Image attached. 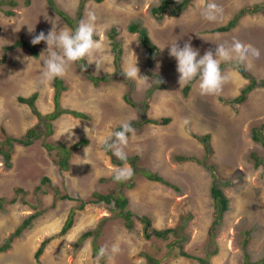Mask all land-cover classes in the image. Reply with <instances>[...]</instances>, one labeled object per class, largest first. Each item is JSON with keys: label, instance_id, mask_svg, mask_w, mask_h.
I'll return each mask as SVG.
<instances>
[{"label": "rangeland", "instance_id": "rangeland-1", "mask_svg": "<svg viewBox=\"0 0 264 264\" xmlns=\"http://www.w3.org/2000/svg\"><path fill=\"white\" fill-rule=\"evenodd\" d=\"M17 1L16 6L4 4V11H0V57L3 47L20 39L31 42L41 31L47 34L53 27L57 30L70 28L50 8L47 0H28L29 4H25L26 0ZM162 1L104 0L96 3L85 0L83 3V0H54L77 25L81 20H87L90 12L95 15L94 38L100 49L86 60L92 75L112 74L115 77L110 84L95 87L83 75L85 71L78 61L60 77L68 87L61 96L62 107L85 113L89 120L64 115L53 123V133L49 135L45 124L27 105L18 101L19 97L38 93V110L43 115L54 110V80L41 83L43 60L47 56L45 42L38 47L39 57L20 49L0 68V141L4 140L2 129L18 138L31 128H37L41 133V138L31 146L15 147L11 168L6 167L0 155V198H6L8 203L0 212V246L26 218L43 211L32 228L13 241L9 250L0 252V264H101L94 255L96 238L80 240L85 232L92 230L100 231L97 245L109 249L104 257L105 264H147L142 257L143 251L154 248L157 257L161 258L168 248L153 237L146 239L140 221L142 217L151 219L153 229L185 226L183 232L188 239L184 250L205 256V248H214L209 246L215 212L211 195L213 179L207 168L196 160L215 166L222 183L233 182L232 186L224 187L230 209L218 227L215 238L218 254L211 258V264H244L246 253L250 262L264 264V166L256 167L251 158L252 153L264 157V146L252 140L251 132L255 125H264V89L251 93L244 104L232 107L223 100L239 96L248 81L236 70L228 69L225 74L231 73V76L220 94H201L197 82L186 96L183 93L185 85L180 86L178 82L176 60L169 55V46L175 42L181 47L190 42L202 56L206 50L214 51L218 43L240 40L260 51L259 58H250V67L245 66L258 80H264V13L244 16L231 31L217 33L241 9L264 0H214L223 9L214 22L202 16L206 5L213 0H194L177 16L165 14L163 19L155 18L152 9L160 6ZM173 1L179 3L182 0ZM9 11L13 15L5 13ZM131 24L145 28L157 46V56L152 64L149 51L139 41V34L129 31ZM114 34L123 50L120 70L114 63L110 39ZM136 61L140 75L148 76L149 81L124 76L127 66ZM158 78L165 83L166 89L155 88ZM161 118H170L171 122L167 125L145 122ZM185 118L189 121L186 125L183 123ZM126 122L142 123L134 128V135L129 134L125 148L127 157H137V167L130 165L134 170L132 177L123 181L124 184L119 182L123 186L120 192L128 196L136 216L131 231L107 209L86 205L84 210H79L81 202H87L93 193L117 188L114 174L123 166H118L119 159L99 142L109 132L120 130ZM206 135H210V152L200 140ZM83 138L89 143L72 155L67 170L55 164L46 148V144L56 146L58 141L70 147ZM53 155L59 158L56 151ZM183 156L196 160L181 161L179 158ZM136 169L158 173L170 185L140 177L133 188H126L140 175ZM44 178L50 182L42 184ZM102 179L107 181L102 182ZM39 186L40 192L36 191ZM20 188L25 193L17 194L16 190ZM56 189L60 194L55 193ZM65 194L72 200H57ZM15 200L17 202L11 203ZM72 211H75L74 226L60 235ZM46 240L49 242L44 253L36 258L37 250ZM114 244L119 245L120 253H111ZM161 264L194 262L171 253Z\"/></svg>", "mask_w": 264, "mask_h": 264}, {"label": "trees", "instance_id": "trees-1", "mask_svg": "<svg viewBox=\"0 0 264 264\" xmlns=\"http://www.w3.org/2000/svg\"><path fill=\"white\" fill-rule=\"evenodd\" d=\"M48 4L50 7L56 12L57 14L62 17L67 25L72 29L75 30V28L78 26L75 24V22L62 10H60L54 0H47ZM97 3H102L104 0H94ZM194 0H182L181 2L177 3L173 0H163L161 5L158 7H154L152 9V14L158 18H160L162 15H164L167 11L172 14V15H178L179 13L183 12L186 10V8L193 2ZM11 3V2H9ZM30 2L27 0L26 4H29ZM84 3V2H83ZM6 4L5 2H0V11H4L2 9V6ZM16 5V3H13ZM84 4H81V7H83ZM7 15L11 16L13 15V12H5ZM264 13V2L255 4L252 7H247L244 9H241L235 17L232 19L228 25L225 27L221 28L219 31L220 32H228L231 29H233L239 22L241 18L247 15H258V14H263ZM129 31L131 33H138L140 35V42L143 47H145L151 56L150 64L153 63V58L157 56L158 48L152 43L148 31L145 28H142L138 24H131L129 26ZM95 39V38H94ZM112 39V49L115 53V66L118 70H120V62L121 58L123 55V51L120 45V42L116 39L115 34L112 35L110 38ZM43 42V41H42ZM41 42V43H42ZM33 45L30 41H26L24 39H20L16 43L10 46H5L3 47L2 54L0 57V68L4 66L7 61L8 57L17 51L18 49H26L29 51L31 55L34 57H39V51L38 47L41 44ZM79 64H81V68L85 71L83 75H85V78L92 82L95 87H101L106 84H110L111 82L115 81V77L112 74H107L104 76H94L90 72L88 62L86 59L84 60H79ZM228 67H232L234 69L235 66L227 63H222L221 68L224 71ZM238 72L242 74L244 78L249 80V83L242 89L241 94L234 98L233 100L230 101L231 105L233 107H238V105L244 103L247 101L249 94H251L255 89L257 88H264V80L259 81L257 80L246 68L245 65H240L238 69H236ZM153 77H158L154 74L151 73ZM161 81L160 83L156 84V89H166V85L164 82H162L161 78L159 79ZM198 81L194 80L192 83L186 85L184 87L183 93L184 95H188L191 88L193 85ZM53 87L55 90L54 94V110L53 112L43 115L37 108V100L39 97L38 93H34L30 97H19L18 101L21 104L27 105L30 107L32 113L38 117L39 121L41 123L45 124L46 131L50 135L53 133V123L58 120L60 117L64 115H71L72 117L76 119H82V120H89L90 117L81 112H77L74 110H69V109H64L61 105V96L62 93L67 91V84L62 78H56L53 81ZM129 100L126 99V102ZM150 101V98L147 99V102L145 104L146 108L147 105ZM129 103H131L129 101ZM132 106H135V104L132 102ZM146 123H152L156 125H167L171 122L170 118H161V119H155V120H145ZM144 124V123H143ZM142 125L140 124H133V128L138 127ZM263 128L264 126H261L260 128L255 127L252 130V138L255 142L260 143L264 146V134H263ZM2 134L4 136V140L0 141V155L3 156L4 159V164L6 167L11 168L12 167V157H13V152L14 149L17 145L23 146V147H29L31 146L34 141L38 140L41 138V133L39 132V129L37 128H31L29 129L24 136L21 138L14 137L10 134L5 129H2ZM204 146L207 148L208 152H210V136L206 135L202 138H200ZM89 143V140L87 138H83L79 143L68 147L67 145L63 144L62 142H57L56 146H53L52 144H46L47 150L50 152V156L53 158L54 162L56 165H58L61 169L67 170L69 168V161L72 157V155L76 152L79 151L80 149L84 148L87 146ZM56 151V155H58L59 158H55L53 155V152ZM262 157V156H261ZM258 155L252 153V158L256 162V166L259 165H264V158H261ZM181 161H186V160H196V158H187V157H181L179 158ZM115 162V160H113ZM198 163L204 165L207 170L211 173V177L213 179L212 187H211V195L214 200L215 204V212H214V220L212 222L210 231H209V246L211 245L214 246L212 250H207L205 248V256H200L197 254H190L187 251L184 250V243L187 241V236L183 232L185 230V226H179L176 228H169V229H164V230H148L149 227H151V221L148 218H143V222L145 223V235L146 238H155L161 242H164L166 245L165 247L168 248L167 254L162 256L161 258L157 257L156 250L153 248L148 251H143L142 252V257L146 260L147 264H161V262L167 260L172 253L175 257H184L186 259L192 260L194 264H211V258L216 256L218 254V248L216 247L215 244V238L217 234L218 227L221 226L224 215L226 212L229 211L230 209V199L227 197V195L224 192V187L232 186L233 182L232 181H227L225 183H222L220 180V174L217 172L215 166L213 165H208L204 161L196 160ZM127 163H130L131 165H134L135 163L137 164V158H127ZM116 164L123 165V162L118 160ZM137 174H140L139 176L136 177L135 182H131V184H128L125 186L126 188H133L135 186L137 179L140 177H143L149 181L152 182H157L165 185H170L161 175L151 172L149 170H135ZM107 179H102V182H106ZM47 182H50L48 178H44L42 181V184H45ZM124 184L123 181L120 182V184ZM50 185V183H48ZM118 182L117 188H112L107 191V188L104 192H95L92 194V197L87 201V202H81L79 210H84L86 205H94L98 206L99 208H104L107 210H110L112 213L115 214L117 218L120 219L121 223L124 225V227L128 229H133L134 227V222H133V213L128 210V205L129 201L127 197L120 192V190L123 188L122 185H120ZM120 187L118 188V186ZM36 191L40 192L41 187L39 186ZM17 194L19 193H25V190L23 189H17L16 190ZM56 194H60V190L56 189ZM72 200V198L68 195H60L58 196L57 200ZM17 200L11 202L15 203ZM7 199L6 198H0V212L5 210V206L7 205ZM43 214V211H38L35 212L34 214L30 215L28 218H26L22 224H20L16 231L10 236V238L7 239V241L0 246V252H6L11 248V244L13 241L24 233V231L32 228L33 222L37 220L41 215ZM74 214L75 211H72L70 215L68 216L61 232L60 235L66 234L68 231H70L74 225ZM100 231L99 230H92V231H87L85 232L80 240L85 241L88 238L94 237L97 239L99 237ZM95 239V247H94V255L97 256V253L100 249V247L97 245ZM49 240H46L43 242V244L39 247L37 250L35 256L36 258H40L41 255L44 253L46 246L48 244ZM247 240L245 243V246H247ZM208 246V247H209ZM249 255H246V259L244 264H261V262H249L248 259ZM101 264H105V259L104 257L100 259Z\"/></svg>", "mask_w": 264, "mask_h": 264}, {"label": "clouds", "instance_id": "clouds-1", "mask_svg": "<svg viewBox=\"0 0 264 264\" xmlns=\"http://www.w3.org/2000/svg\"><path fill=\"white\" fill-rule=\"evenodd\" d=\"M9 2H11V3H9ZM9 2H5V3H9V5H12V6L18 5L17 0H9ZM83 2H85V0H83ZM13 3H16V5H14ZM25 4H26V2H25ZM191 5H192V3L186 8V10ZM222 11H223V9L219 5H217L213 0V2H210L206 5L204 10L202 11V16L207 21L214 22V21H216L218 14L222 13ZM165 14H169L171 16H177V15L170 14L168 11ZM164 15H162L159 19H163L165 17ZM155 18H158V17H155ZM95 20H96L95 15L90 12L88 14L87 20H81L79 22L78 26L75 28V30H72L70 28H62V29L57 30L56 28L53 27L47 34H45V32H43V31H41V32H39V34L33 36V38L31 39V43L33 45H37V44L41 43L42 41L47 44V49H46L47 56L43 60V71L41 73V83H48V82L55 80L56 78L63 77L67 73L69 67L73 63H75L76 61H79V60H84V59L90 58L95 51L100 49V44L94 39V36L96 34ZM32 30H29V31H32ZM219 30H220V28L217 30V33H221ZM133 34H138V33H133ZM139 41H140V37H139ZM152 43L154 44L153 41H152ZM143 48H145V47H143ZM169 49H170L169 55L171 57L175 58V60H176V71L179 74L178 82H179L180 86L181 85L186 86V85L192 83L194 80L198 79V81H197L198 86H199L201 94H203V95H218V94H220L222 92L224 84L230 79V76H231V73L225 74L226 70H228V69L236 70L239 68L240 65H245V64H247L250 67V58H259V56H260V51L257 48H255L251 44L244 43L240 40H233L231 42L224 41L222 43H218V44H216L214 51L211 49L206 50L202 56L200 55V52L198 49H195L194 47H192L190 42H185L182 47L177 42H175L169 46ZM18 50H20V49H18ZM91 62L92 61H90L89 63H91ZM222 63L234 65L236 69H234L232 67H228L227 69H225L223 71L221 68ZM98 67H99V65L97 64V68ZM248 71L251 73V71L249 69H248ZM238 73L241 74L240 72H238ZM124 76L128 79L140 80L143 82L149 81L148 76H141L140 75V69L137 66V61L135 63L129 64L127 66V68L124 71ZM253 76L256 78L255 75H253ZM247 81L249 83V80H247ZM259 81H262V80H259ZM157 82L160 83L161 81L158 80ZM192 88H191V90H192ZM258 89H264V88H257L253 92H255ZM240 94H241V92H240ZM249 96H250V94H249ZM249 96H248V99H249ZM233 99L234 98L229 99V100L224 99L223 101L228 103V104H231L230 101ZM244 103H242V104H244ZM242 104H240V105H242ZM240 105H238V106H240ZM188 122L189 121L186 118L183 121V123L185 125L188 124ZM262 126H264V125H262ZM255 127L260 128L261 126L255 125L253 128H255ZM253 128L251 129V132H252ZM85 132H86V129H85ZM129 134L134 135L135 129L133 128V126L130 122H126L120 126V130H117L114 132H109L106 136L101 138V140L99 142L100 146L102 148H104L107 151H111L112 154L117 159H119L120 161L123 162V165H119V166H123V167H119L115 171L114 180L116 182H122V181L130 179L133 175V172H134V170L130 166L131 164L127 163L128 157H127V152L125 151V148L128 145ZM263 134H264V128H263ZM252 140H253V138H252ZM255 143H257V142H255ZM258 144H260V143H258ZM259 157H261V156H259ZM129 158H137V157H129ZM251 158H252V154H251ZM261 158H264V157H261ZM254 162H255V160H254ZM127 164H129V165H127ZM255 164H256V162H255ZM132 166H134L136 168L137 164L135 163ZM259 166H261V165H259ZM262 166H264V165H262ZM256 167H258V166H256ZM136 170H139V169H136ZM147 181H149V180H147ZM155 183H157V182H155ZM126 197L129 201L128 210H130L133 213V222H134V227H135L134 219L136 216H135L134 212L131 210V207H130L131 204H130V200H129L128 196H126ZM143 218H147V217L140 218V221L144 226V233H145L146 228H145V223L143 222ZM118 220L120 221L119 218H118ZM150 221H151V219H150ZM134 227H133V229H134ZM133 229H131V230H133ZM154 229L155 230H164V229H156V228H154ZM167 229H169V228H167ZM148 230H153L152 222H151V227H149ZM145 237H146V235H145ZM146 239H148V238H146ZM110 251L112 254H118L121 252V249H120L119 245L114 244V245H112ZM108 253H109L108 247L107 246H101L98 253H97V256H96L97 262L100 259H102L103 257H105L106 255H108ZM246 255H248V254L247 253L245 254V259H246ZM248 261H249V259H248ZM244 262H245V260H244Z\"/></svg>", "mask_w": 264, "mask_h": 264}]
</instances>
